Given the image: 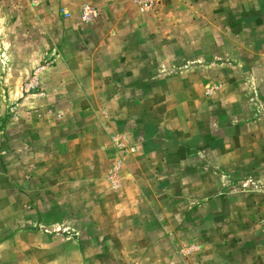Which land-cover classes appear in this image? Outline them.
<instances>
[{
    "label": "rangeland",
    "instance_id": "1",
    "mask_svg": "<svg viewBox=\"0 0 264 264\" xmlns=\"http://www.w3.org/2000/svg\"><path fill=\"white\" fill-rule=\"evenodd\" d=\"M140 1L0 0V191L10 203L0 205V264H264L258 93L241 94H249L254 111L244 125L234 120L233 135L192 141L198 174L184 172L185 165L157 171L150 163L146 180L139 174L140 182L130 181L141 144L127 99L148 98L144 71L151 68L154 85L176 86L179 49L193 42L196 54L208 49L209 34L230 16L209 14L210 28L207 14L182 7L190 0H155L147 10ZM85 4L94 10L87 22L80 17ZM82 49L120 59L108 70L127 67L115 91L67 92L74 87L66 69ZM128 49L145 56L134 71L121 55ZM262 58L264 68V51ZM223 85L205 79L206 102ZM220 149L227 155L213 163L207 153ZM206 196H226L231 209L220 200L217 211L215 203L199 209ZM242 246L251 263L236 259Z\"/></svg>",
    "mask_w": 264,
    "mask_h": 264
},
{
    "label": "crops",
    "instance_id": "2",
    "mask_svg": "<svg viewBox=\"0 0 264 264\" xmlns=\"http://www.w3.org/2000/svg\"><path fill=\"white\" fill-rule=\"evenodd\" d=\"M190 2L191 5L183 4L182 7L189 8L199 14H207L205 17L210 28H214L210 26L214 18L209 14L225 13L230 16L224 22L225 27H216L212 32L213 35L209 34L208 40H206L208 49L196 54L195 51L198 47L194 42L193 48L188 46L185 49V45H183L182 49H179L180 56H177L176 64L178 69L175 74L177 81L174 83L176 86L154 85L153 68H151L149 72L144 71V76L148 77L147 87L145 86L146 93L150 94L148 98L143 101L136 100L135 97L127 99L128 107L132 110L130 113L134 114L132 124L140 140L138 144H141L138 155H134L139 162V167H134L131 172L132 185L140 182L134 179L139 174L146 180L147 174L152 170L150 163L159 165L157 171H162V169L171 171L185 165L184 172L193 171L191 174H198L200 172L198 162L200 155L196 154L198 148L194 147L192 141L203 138L205 141L207 139L206 142L209 144L210 140L233 135V125L238 124L234 123L235 119L239 118L237 121H240V125L249 122V111H254V103L249 100V94L248 98L246 97L244 100L241 94L258 93L259 110L264 113V68L260 66L264 51V0H190ZM234 14L235 19L233 18ZM199 19H205L204 15H201ZM236 20L238 23L237 26H234L232 21ZM225 30L234 31L237 35L229 36ZM222 31H224L223 34ZM215 33H219V36L216 37ZM223 35L226 38L224 41L220 39ZM130 49L121 55L127 57L126 62L129 61V64L134 63L128 66L131 71H134L133 68L137 65L138 58L140 62L145 56L130 52ZM207 50L208 52H206ZM104 56L110 59L102 58L100 54L95 55L90 50L82 49L79 55L74 58V64L68 67L69 70L66 69L67 75L71 79L68 85L74 87L67 92L115 91L121 84L122 77L126 75L124 71L127 67L122 66L124 70L119 68L115 72L108 70L109 66L117 67L120 59L112 58L107 54ZM218 59L228 62L225 63ZM242 62L244 64L241 66ZM95 70H97V74ZM113 73L114 84L110 82ZM245 77L254 78L256 84H249L250 81L248 83ZM75 78L82 80L78 81ZM205 79H207V84L216 83V81L224 83L222 90L219 93H214L207 102L201 91V84ZM111 84L112 86H110ZM166 85H168L167 82ZM157 91H161L163 94L154 96V92ZM226 130L230 134H226ZM218 131H221L220 135L222 136L217 135ZM188 142L191 144L189 145ZM173 143L177 145V148L165 150V147L169 149L168 147ZM148 147L155 149L150 150ZM224 151V149H220L219 152L209 150L210 153H207V157L211 155L210 160L214 163L216 155H222ZM223 155L226 156L227 153ZM140 159L145 161L143 166ZM140 185L144 190L149 187L148 184ZM4 195V192L0 191V205L10 204L7 199L9 196L5 197ZM13 199L15 201L16 198ZM198 203L203 205L199 209L213 203L215 205L218 203L219 207L231 209V204L226 196L221 198L206 196ZM215 208L217 211V205ZM1 226L2 213H0ZM235 256L236 259L248 263H251L253 259L251 251L245 246L238 248Z\"/></svg>",
    "mask_w": 264,
    "mask_h": 264
},
{
    "label": "built area",
    "instance_id": "3",
    "mask_svg": "<svg viewBox=\"0 0 264 264\" xmlns=\"http://www.w3.org/2000/svg\"><path fill=\"white\" fill-rule=\"evenodd\" d=\"M32 2H36L37 0H31ZM155 0H141V9L147 10L149 8H152L154 5ZM94 15V10L91 6L85 4L81 8L80 17L82 21L87 22L91 19V17Z\"/></svg>",
    "mask_w": 264,
    "mask_h": 264
}]
</instances>
